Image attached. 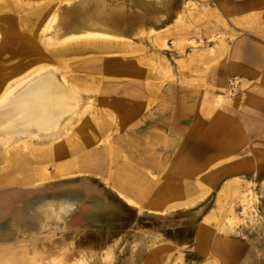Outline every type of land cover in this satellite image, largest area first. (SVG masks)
I'll return each mask as SVG.
<instances>
[{
	"label": "rangeland",
	"instance_id": "1",
	"mask_svg": "<svg viewBox=\"0 0 264 264\" xmlns=\"http://www.w3.org/2000/svg\"><path fill=\"white\" fill-rule=\"evenodd\" d=\"M216 6L213 0H93L76 2L73 8L71 0H0V98L40 70L70 86L77 101L75 115L53 130V136L40 130V137L15 130L4 139L0 133V241L10 240L17 229L36 238L45 230L44 222L49 231L55 222H71L80 232L87 226L99 227L90 242L95 252L47 264H215L201 256L195 244L200 214L209 209L205 227L215 239L229 240V251L237 254L234 264H264V179L249 172L238 175L233 187L239 189L231 196L217 193L226 180H219L208 192L192 179V193L208 192L204 205L169 216L142 214L140 218L131 209L139 210V204L115 186L121 166L139 175V149L141 153L146 148H139V134L151 127L152 116L142 132L139 124L120 127L121 116L102 108L100 99L105 95L111 105H126L124 95L133 89L130 83L127 92L111 91L100 72L103 62H111L113 68L120 60L137 62L139 69L156 78L147 83L154 92L166 91L169 84L178 92L184 86L173 82V76H190L193 103L198 105V92L203 91L200 101L208 107L203 117L210 118L211 108L230 102L241 85L237 77L229 78L223 88H207L202 82L215 66L216 44L232 41L236 34L232 27H239L223 18ZM8 12L18 24L15 34L3 27L7 19L2 17ZM85 29L114 31L116 38L95 34L98 39L84 40L87 34H77ZM86 42L105 49L69 51ZM175 45L187 47L191 70L174 67L169 60L168 47ZM201 60L205 65L199 70ZM18 64L27 69L15 70ZM216 165L205 175H213ZM168 240L174 244L169 246Z\"/></svg>",
	"mask_w": 264,
	"mask_h": 264
},
{
	"label": "crops",
	"instance_id": "2",
	"mask_svg": "<svg viewBox=\"0 0 264 264\" xmlns=\"http://www.w3.org/2000/svg\"><path fill=\"white\" fill-rule=\"evenodd\" d=\"M21 1L40 3L47 0ZM71 1L74 8L76 2L93 0ZM213 1L217 5V12H221L223 18H230L239 27H232L236 33L232 41L216 44L215 66L202 82L207 88H223L229 78L237 77L241 85L239 94L230 102L211 108L210 118L203 117L208 109L207 102L200 101L203 91L198 92V105L193 103L190 76L184 73L171 75L173 82L183 83L184 89L178 92L171 84L166 91L154 92L147 89V83L157 81L156 78L139 69L137 62L120 60L115 62L117 64H114V68L111 62L104 61L102 64L100 72L105 83L111 84V91L123 93L126 89L127 92L126 84L130 83L133 87L130 94L124 95L123 102L126 105H111L112 100L108 95L100 99V105L107 113L121 116L120 127L128 129L139 124V131L141 128L144 132L145 122L152 116L151 127L146 128V133L141 136L139 134V148L143 145L146 147L145 150L143 147L141 153L139 149V175L121 166L117 172L120 181L115 185L139 204V210L126 204L127 209L131 208L139 218L142 214L149 217L169 216L176 211L198 209L204 205L203 198L217 187L219 180L227 182L217 189V193L231 196L239 189L233 187V180L238 175L249 172L253 178L264 179V0ZM43 15L38 14V18H43ZM2 18L7 19L3 27L15 34L18 24L13 16L8 12ZM87 32L109 36L116 33L86 29L77 35ZM186 49L177 45L168 47L169 60L174 63V67L188 66L191 70ZM197 65L202 70L205 63L201 60ZM93 76L96 77L95 71ZM204 93L207 95V91ZM214 164H218L214 168L215 173L205 175ZM192 179H198L199 185L208 192L192 193L195 186ZM225 200L228 202V199ZM208 210L200 214L197 223V250L201 256L210 258L215 264H234L237 254L233 250L229 251V240L215 239L205 227ZM16 223L13 227H16ZM26 223H23L24 226ZM44 223L45 230L40 231L36 238V234L17 229L10 240L0 241V264H47L48 260L80 258V252H95L90 242H94L98 226H87L80 232L79 227L70 225L71 222H55L54 230L49 231L47 222ZM111 240L110 237L107 242ZM167 242L169 246L174 244L169 240ZM156 257L155 254L153 258Z\"/></svg>",
	"mask_w": 264,
	"mask_h": 264
},
{
	"label": "bare ground",
	"instance_id": "3",
	"mask_svg": "<svg viewBox=\"0 0 264 264\" xmlns=\"http://www.w3.org/2000/svg\"><path fill=\"white\" fill-rule=\"evenodd\" d=\"M86 34L87 37L83 38L84 40L90 38L98 39V36L95 37L97 33L88 34L87 32ZM98 35L101 37L109 36ZM72 36L69 38H72ZM108 38L116 37L110 36ZM100 48L105 49L103 45L100 47L86 42L80 49L78 48L79 50L70 48L69 51L83 52L84 50H99ZM24 69H27L24 65L15 68V70H20V72ZM22 73L25 74V72ZM23 80L19 81V83L17 82V84L15 82L14 92H6L0 98V133L4 136L2 138L10 139L9 134L15 130L29 132L27 134H33V136L38 137H40L38 134L40 130L46 131V136H53L55 134L53 130L66 124L75 115L74 110L77 106V101L70 86L67 87L60 83L51 72H40V70L39 73L33 75L30 79Z\"/></svg>",
	"mask_w": 264,
	"mask_h": 264
}]
</instances>
